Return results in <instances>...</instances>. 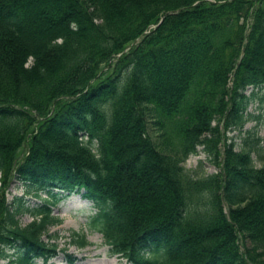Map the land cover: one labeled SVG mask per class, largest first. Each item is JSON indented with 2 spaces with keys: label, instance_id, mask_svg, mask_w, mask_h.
I'll return each mask as SVG.
<instances>
[{
  "label": "trees",
  "instance_id": "obj_1",
  "mask_svg": "<svg viewBox=\"0 0 264 264\" xmlns=\"http://www.w3.org/2000/svg\"><path fill=\"white\" fill-rule=\"evenodd\" d=\"M263 88L264 0H0V260L62 252L75 194L126 264H264V137L223 136Z\"/></svg>",
  "mask_w": 264,
  "mask_h": 264
},
{
  "label": "rangeland",
  "instance_id": "obj_2",
  "mask_svg": "<svg viewBox=\"0 0 264 264\" xmlns=\"http://www.w3.org/2000/svg\"><path fill=\"white\" fill-rule=\"evenodd\" d=\"M29 64V63H28ZM256 92V90H253ZM251 89H247L244 94L248 95ZM264 88L257 94L247 107L246 113L250 115L240 132L237 130L223 131L226 138V144H234L233 150L239 149L240 139L245 137L246 132L255 135L258 138L264 137ZM24 149L20 154H23ZM254 160V158H253ZM256 167L259 163L254 161ZM183 168L194 177L202 175H212L218 172L211 155H207L197 148L195 155H190L182 164ZM19 184L12 182L8 189L7 199L10 200L13 195L21 194ZM64 195V194H61ZM43 197V195H41ZM29 203H34L33 198L27 197ZM94 210L91 203L80 197V195L70 194L61 198L59 202L52 207V215L61 220V224L49 228L48 234L54 235L56 238L53 242L57 249H61L58 255L50 259L46 264H67L64 260V254L74 257L73 264H126L123 260H118L115 256L108 253V248L103 244L101 236L96 232L89 231L87 222ZM30 221V218L23 215L19 218L21 225ZM70 232H78L85 234V239L89 245L83 249H76L72 245H68V236ZM45 239V238H44ZM0 264L4 261L0 260ZM34 264H43L40 260H35Z\"/></svg>",
  "mask_w": 264,
  "mask_h": 264
}]
</instances>
